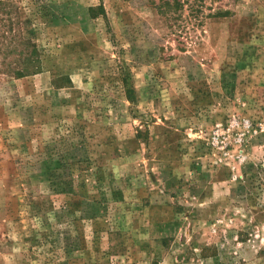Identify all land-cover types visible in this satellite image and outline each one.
Returning a JSON list of instances; mask_svg holds the SVG:
<instances>
[{
	"label": "rangeland",
	"instance_id": "obj_1",
	"mask_svg": "<svg viewBox=\"0 0 264 264\" xmlns=\"http://www.w3.org/2000/svg\"><path fill=\"white\" fill-rule=\"evenodd\" d=\"M164 1L0 0V264H264V0Z\"/></svg>",
	"mask_w": 264,
	"mask_h": 264
},
{
	"label": "trees",
	"instance_id": "obj_2",
	"mask_svg": "<svg viewBox=\"0 0 264 264\" xmlns=\"http://www.w3.org/2000/svg\"><path fill=\"white\" fill-rule=\"evenodd\" d=\"M184 3H187L189 5L188 0H184V1H180V0H173L172 2H169L168 0H165L164 2H162L160 5H158V10L162 13V14H169L170 13H174V12H178L179 10L182 9ZM192 10V9H190ZM172 11V12H170ZM199 12V10L195 9L194 11H192V14L195 13V15H197ZM231 10L230 9H224L221 7H218L212 14V17H224V16H228L230 15ZM197 17V16H195ZM20 73V72H18ZM122 81L124 83H126V81L124 79H122ZM132 94H133V90L132 89H127L126 90V97L130 100H132Z\"/></svg>",
	"mask_w": 264,
	"mask_h": 264
}]
</instances>
